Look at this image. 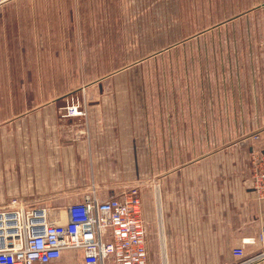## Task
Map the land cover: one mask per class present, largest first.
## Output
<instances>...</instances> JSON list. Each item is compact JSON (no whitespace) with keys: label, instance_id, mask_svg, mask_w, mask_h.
<instances>
[{"label":"crops","instance_id":"crops-1","mask_svg":"<svg viewBox=\"0 0 264 264\" xmlns=\"http://www.w3.org/2000/svg\"><path fill=\"white\" fill-rule=\"evenodd\" d=\"M125 1L12 0L0 7V211L17 201L47 207L50 220L64 221L65 203L81 201L92 187L104 200L119 194L113 188L122 183L112 180L111 171L124 169L123 186L141 199L149 264H237L233 249L248 240L253 244L245 246L247 256L259 253L264 236V199L252 188L249 159L264 152V55L252 49L248 58L243 44L220 52L222 62L214 65L218 52L205 49L204 65L188 67L180 96L158 99V144L145 147L138 164L132 161L131 99L53 94V73L66 74L56 80L64 91L83 89L82 82L69 80L70 67H77L73 73H101L86 69L84 59L95 56V42L112 39ZM232 91L241 142L254 144L249 149L213 144L234 133L228 118L225 129L222 119L221 128L213 127L216 104L229 116ZM73 102L85 117L65 116ZM250 113L259 121L252 133L246 125ZM138 168L139 182L133 171Z\"/></svg>","mask_w":264,"mask_h":264},{"label":"rangeland","instance_id":"rangeland-1","mask_svg":"<svg viewBox=\"0 0 264 264\" xmlns=\"http://www.w3.org/2000/svg\"><path fill=\"white\" fill-rule=\"evenodd\" d=\"M120 9L122 24L117 27L112 39H108L109 35H106V40L95 42L94 48L92 47V50H96L95 56L89 57L88 54L89 56L84 59L86 69L98 68L101 73H73L72 69L77 67L72 69L70 67L69 80L82 82L83 89L80 91L59 89L62 82L56 80L60 77L63 79L66 74L53 73V94L57 96L73 92L67 97L82 100L101 97L119 98L123 101L131 99L134 110L132 161L140 164L141 152L145 147L158 144L157 134L160 132L157 126L159 118L156 114L158 99L180 96V83L185 82L188 67L195 64L204 65L205 49L218 52L219 57L215 58L214 65L222 62L220 52L240 47L243 49V44L244 55L248 58H252L249 54L252 53V49L264 55V0H126L125 8L121 5ZM221 34L244 35V42L234 37L222 41L219 37ZM204 35L213 38L211 41H204V38H200ZM147 53L150 55L146 56ZM160 53L165 54L160 56ZM72 60L82 65L81 58ZM74 65L76 66L75 63ZM104 70H109V73L103 72ZM180 74L183 76L181 79ZM101 82L104 83L102 89ZM251 92V89L247 88V96H251ZM214 94L216 96V93ZM185 96L186 93L183 97ZM246 99L248 101V98ZM230 101L233 105L229 107V116L225 114L224 106L221 115L220 109L217 111V104L215 105L213 127L218 125V128H221L222 119V128L225 129L224 120L228 118L227 126L234 133L227 138L217 140L214 138L213 144L218 146L242 144L249 149L254 144L252 141L246 144L241 142L243 140V134L240 133L241 124L236 122L239 115L236 91L230 93ZM123 105L124 103L121 107L125 109ZM246 108L253 111L252 106ZM124 112L122 116L126 117ZM254 114L250 113L246 120L247 132L250 133L259 130V121ZM254 136L252 134L251 137L257 140L256 134ZM251 158L249 157L250 160ZM118 162L119 158H116L117 165ZM133 171L136 174V181L139 182L141 169ZM123 177L124 169L117 168L111 171L112 180L117 184L122 183L121 186L113 188L114 192L128 190L121 181ZM72 203H65L61 211L64 212Z\"/></svg>","mask_w":264,"mask_h":264},{"label":"built area","instance_id":"built-area-1","mask_svg":"<svg viewBox=\"0 0 264 264\" xmlns=\"http://www.w3.org/2000/svg\"><path fill=\"white\" fill-rule=\"evenodd\" d=\"M12 0H0V7ZM66 117H85L78 102L65 108ZM258 139V136L256 137ZM252 188L264 199V152L252 158ZM64 221L50 220L47 207L17 201L0 211V264H149L142 203L135 189L98 197L92 187L81 201L68 205ZM244 241L232 251L237 264L264 262V236L259 253L247 256Z\"/></svg>","mask_w":264,"mask_h":264}]
</instances>
